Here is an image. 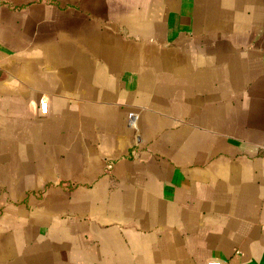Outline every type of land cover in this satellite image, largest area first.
Listing matches in <instances>:
<instances>
[{"label": "crops", "instance_id": "1", "mask_svg": "<svg viewBox=\"0 0 264 264\" xmlns=\"http://www.w3.org/2000/svg\"><path fill=\"white\" fill-rule=\"evenodd\" d=\"M210 260L264 264V0H0V264Z\"/></svg>", "mask_w": 264, "mask_h": 264}, {"label": "built area", "instance_id": "2", "mask_svg": "<svg viewBox=\"0 0 264 264\" xmlns=\"http://www.w3.org/2000/svg\"><path fill=\"white\" fill-rule=\"evenodd\" d=\"M40 110L42 113H46L47 111V107H46V101L45 100H41L40 101ZM130 116L132 117L131 120H133V118L135 117L132 113L130 114ZM207 264H221V260H210L207 262Z\"/></svg>", "mask_w": 264, "mask_h": 264}]
</instances>
